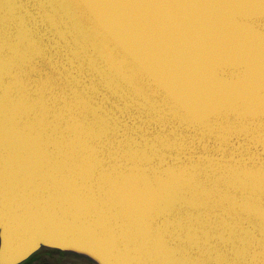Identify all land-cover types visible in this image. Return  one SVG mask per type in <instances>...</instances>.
<instances>
[{
    "label": "water",
    "instance_id": "1",
    "mask_svg": "<svg viewBox=\"0 0 264 264\" xmlns=\"http://www.w3.org/2000/svg\"><path fill=\"white\" fill-rule=\"evenodd\" d=\"M41 250L264 264V0H0V264Z\"/></svg>",
    "mask_w": 264,
    "mask_h": 264
},
{
    "label": "rangeland",
    "instance_id": "2",
    "mask_svg": "<svg viewBox=\"0 0 264 264\" xmlns=\"http://www.w3.org/2000/svg\"><path fill=\"white\" fill-rule=\"evenodd\" d=\"M28 264H92L84 258L71 254H61L50 250H41Z\"/></svg>",
    "mask_w": 264,
    "mask_h": 264
},
{
    "label": "trees",
    "instance_id": "3",
    "mask_svg": "<svg viewBox=\"0 0 264 264\" xmlns=\"http://www.w3.org/2000/svg\"><path fill=\"white\" fill-rule=\"evenodd\" d=\"M32 258H33V257H32ZM32 258H30V259H29L27 262H25L24 264H28Z\"/></svg>",
    "mask_w": 264,
    "mask_h": 264
},
{
    "label": "snow or ice",
    "instance_id": "4",
    "mask_svg": "<svg viewBox=\"0 0 264 264\" xmlns=\"http://www.w3.org/2000/svg\"><path fill=\"white\" fill-rule=\"evenodd\" d=\"M26 258V257H25Z\"/></svg>",
    "mask_w": 264,
    "mask_h": 264
}]
</instances>
